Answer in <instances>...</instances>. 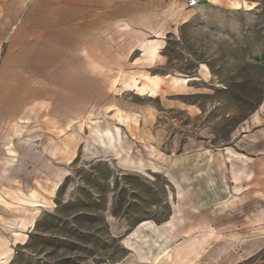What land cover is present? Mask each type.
<instances>
[{
    "label": "rangeland",
    "instance_id": "obj_1",
    "mask_svg": "<svg viewBox=\"0 0 264 264\" xmlns=\"http://www.w3.org/2000/svg\"><path fill=\"white\" fill-rule=\"evenodd\" d=\"M114 1L0 0V264H264V0Z\"/></svg>",
    "mask_w": 264,
    "mask_h": 264
},
{
    "label": "crops",
    "instance_id": "obj_2",
    "mask_svg": "<svg viewBox=\"0 0 264 264\" xmlns=\"http://www.w3.org/2000/svg\"><path fill=\"white\" fill-rule=\"evenodd\" d=\"M40 3L43 4H49L54 6H65L66 8L68 5H76V6H89L92 10V12H99L100 7H102L104 4H110L111 2L115 4V1L111 0H39ZM96 9V10H95ZM96 18L99 20V16H96ZM93 15L92 21L96 19ZM94 20L97 21L98 20Z\"/></svg>",
    "mask_w": 264,
    "mask_h": 264
},
{
    "label": "bare ground",
    "instance_id": "obj_3",
    "mask_svg": "<svg viewBox=\"0 0 264 264\" xmlns=\"http://www.w3.org/2000/svg\"><path fill=\"white\" fill-rule=\"evenodd\" d=\"M157 48H162V47H157L156 45H154L153 47L151 46V54L152 55H154L157 52ZM184 80L187 81V80H190V78H185Z\"/></svg>",
    "mask_w": 264,
    "mask_h": 264
},
{
    "label": "built area",
    "instance_id": "obj_4",
    "mask_svg": "<svg viewBox=\"0 0 264 264\" xmlns=\"http://www.w3.org/2000/svg\"><path fill=\"white\" fill-rule=\"evenodd\" d=\"M192 4H194V1L191 0V1L189 2V5H192Z\"/></svg>",
    "mask_w": 264,
    "mask_h": 264
}]
</instances>
